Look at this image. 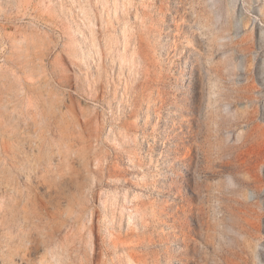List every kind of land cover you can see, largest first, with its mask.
Instances as JSON below:
<instances>
[{
  "label": "rangeland",
  "instance_id": "rangeland-1",
  "mask_svg": "<svg viewBox=\"0 0 264 264\" xmlns=\"http://www.w3.org/2000/svg\"><path fill=\"white\" fill-rule=\"evenodd\" d=\"M0 264H264V0H0Z\"/></svg>",
  "mask_w": 264,
  "mask_h": 264
}]
</instances>
